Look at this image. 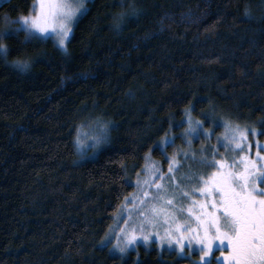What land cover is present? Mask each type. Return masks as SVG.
<instances>
[{"label":"trees","instance_id":"obj_1","mask_svg":"<svg viewBox=\"0 0 264 264\" xmlns=\"http://www.w3.org/2000/svg\"><path fill=\"white\" fill-rule=\"evenodd\" d=\"M263 1L91 0L66 51L15 31L35 0L1 4L0 264L186 263L155 242L121 255L105 240L147 153L162 159L170 133L168 153L184 148L188 111L264 142ZM90 123L107 139L80 161Z\"/></svg>","mask_w":264,"mask_h":264},{"label":"snow or ice","instance_id":"obj_2","mask_svg":"<svg viewBox=\"0 0 264 264\" xmlns=\"http://www.w3.org/2000/svg\"><path fill=\"white\" fill-rule=\"evenodd\" d=\"M38 8V12H37ZM84 9L83 0H37L32 6V11L37 14L21 15L19 17L20 28L25 33V40L41 39L43 36L51 34L56 43L62 50L66 51V41L69 40L71 32V24L77 17V14ZM86 11V9H84ZM6 23H12L5 16ZM20 29H16L19 32ZM5 32L0 31V41L3 40ZM8 48L5 44L0 43V57L4 58L7 63ZM15 66L24 70L30 67L27 61H16ZM188 123L191 125L193 121L189 118ZM195 124L203 128L200 121ZM226 128H230L225 124ZM103 128V126H102ZM246 132L256 135V129H240L237 125L230 128V135L226 137L231 140L233 151L245 152V147H241L243 141L248 149L253 145L247 141ZM239 133V135H237ZM264 135V132H261ZM205 136L210 134L205 132ZM106 139V134L94 137L95 143L99 144ZM190 143V141H186ZM79 138L77 137V145L79 146ZM225 148L230 147L228 143L223 145ZM255 146L264 150V145L255 142ZM258 150L255 153L256 159H249L246 155L232 157L231 163L225 160H209L202 157L199 160L201 165L214 169L206 174H185L183 179L195 181L196 186L190 183L187 187L190 191H184L180 184L175 182L174 168L176 171L177 162L174 158L170 160L168 167V180L172 181L173 189H179L180 195L191 203L188 211L191 217H194L195 227L191 223L185 229L192 235L185 236L180 231V225H175V234L168 228L164 229V234L144 233L143 227L140 228L142 240L145 245L155 242L157 248L163 247L167 242L169 246L173 243L177 248V254H187L184 252L185 246L191 249L193 243L200 245L199 252L202 253L200 261L208 264L206 258L212 254L213 246L216 241L221 245V255L224 256L226 264H264V154ZM187 157V154H185ZM215 154H213L214 157ZM195 159V157H191ZM259 161V163H257ZM235 169V170H233ZM147 170V169H146ZM158 174L156 180H164L163 173L155 170ZM148 183V182H146ZM155 183V181H153ZM144 196L148 193L144 192ZM167 189L164 185H156V196L153 199L161 200L163 203L171 206L172 199L165 200ZM199 199H196V197ZM195 208L196 211L192 209ZM153 219H149L148 223H153L155 217L163 212V209L157 210L155 207L151 209ZM123 231V230H121ZM154 237V240H153ZM227 241L230 251L224 255L222 246ZM137 237L134 232H124L120 243L114 247L120 253H125L130 246H134ZM219 259V258H218ZM199 264V262H198Z\"/></svg>","mask_w":264,"mask_h":264},{"label":"rangeland","instance_id":"obj_3","mask_svg":"<svg viewBox=\"0 0 264 264\" xmlns=\"http://www.w3.org/2000/svg\"><path fill=\"white\" fill-rule=\"evenodd\" d=\"M8 0H0V5L3 4ZM91 0H83L84 9H87L88 3ZM35 3H37V0H35ZM263 8H264V1H263ZM84 9H81V12L77 14V17L71 24V32L69 35V40L66 41V48L67 44L70 41L72 37V33L74 30V27L79 20V18L83 15L85 12ZM38 12V8H37ZM37 12H34L32 15L37 14ZM18 28H20V21L18 20ZM55 38L48 34L46 36H43L42 38ZM56 42V40H55ZM58 45V44H57ZM59 46V45H58ZM60 48V47H59ZM61 49V48H60ZM189 118L193 121V123L190 125L188 123ZM195 121H200L203 125V128L198 127L195 124ZM186 127L182 131L181 136L184 143V148H178V146L174 147L172 150V153H168L167 147L169 145H173L175 141L176 134L170 133L169 135L165 136L157 146L161 149L163 153L162 159H155L153 158L152 154L149 152L146 155L145 163L140 171L134 172L132 176H130L129 182L134 186V191L131 193L129 197L125 199V202L121 209L119 210L118 214L115 216V223L111 230L109 231L105 243H111V250L115 254H121L124 255L128 253L131 250H134L138 245H145L144 241L142 240V233L140 231V228L143 227L144 233H157L159 232L160 235L164 234V229L168 228L175 234V225H180V231L184 232L185 236L192 235L191 232L185 231V229L188 227V225L191 223V226L194 228L195 223L194 217L190 216V213L188 211V207L191 203L190 200L184 199L180 195L179 189H173L172 187V181L168 180V167L170 160L168 158H174L177 162L176 168H179L178 171L174 168V175H175V182L177 184H180L184 191H190V188L187 187L190 183L192 186H196L195 181H189L183 179L185 174H206L207 170L210 169V171H214V169H211L207 167L206 165H201L199 163V160L202 157H206L209 160L216 159V160H225L228 163H231L232 157L238 158L241 155H246L249 157V159H256L255 153L260 150L255 146V142H258L261 145H264V142L260 141L258 138V132H256V135L253 136L251 132H246L245 135L247 136V141L251 143L253 146L248 149L243 141H241V147H245V152L240 153L239 151H233L231 145H233V142L231 140L226 141V137H228L230 133V128H235L237 125L230 124V123H223V129L220 131L216 130L215 124H211V126L207 127L201 120H196L192 117L191 113L188 111L186 114ZM225 124H228L230 128H226ZM103 126V128H102ZM239 126V125H238ZM240 129H248L243 126H239ZM207 132L210 135L205 136L204 133ZM102 133L106 134L107 139V133L105 131L104 125L99 123H93V124H87L83 127H80L77 130V136H76V146H77V152H78V158L80 161H84L86 159L92 158L97 150L100 149V147L103 145V140L101 143L96 144L94 137L102 135ZM251 133V135H250ZM239 135V133H237ZM77 137L79 138V146L77 145ZM190 141V143L186 142ZM225 143H228L230 147L225 148L223 145ZM262 154H264V150H260ZM187 154V157L186 155ZM213 154L214 157H213ZM96 156V155H95ZM195 157V159H192L191 157ZM165 161V163H163ZM259 163V161H257ZM147 169V170H146ZM156 169L159 170V172L163 173L165 179L164 180H156L157 172ZM235 170V169H233ZM155 181V183H153ZM148 182V183H146ZM164 185V187L167 189V195L164 197L165 200L172 199L173 204L171 206L163 203L161 200L153 199V197L156 196V185ZM264 187V184L261 185ZM147 192L148 195L144 196L143 193ZM196 199H199L197 196ZM155 207L157 210L163 209V212L155 217V220L153 223H148L149 219H153V213L151 209ZM193 211H196L195 208L192 209ZM123 230V231H121ZM124 232H134L137 237V242L134 246H130L129 249L125 253H120L118 249H116L114 246L118 243H120L122 236L124 235ZM154 240V237H153ZM150 242L149 244H151ZM148 244V245H149ZM200 245L193 243L191 249L185 246L184 252L185 254H177V248L175 244L173 243L171 246L167 244V242L164 243L163 247L159 248L160 250H173L176 252L177 257L184 259L186 263L184 264H203V262L200 261V257L202 253L199 252ZM216 251H219L218 255H216ZM222 251L224 255H227V253L230 251L228 248L227 241L224 242L222 246ZM219 258V259H218ZM208 264H226V261L224 260V256L221 255V245L219 241H216L213 246V251L210 256L206 258ZM212 261H215L213 263Z\"/></svg>","mask_w":264,"mask_h":264}]
</instances>
